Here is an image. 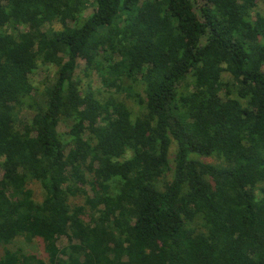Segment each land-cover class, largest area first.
<instances>
[{"label": "trees", "instance_id": "16d2710c", "mask_svg": "<svg viewBox=\"0 0 264 264\" xmlns=\"http://www.w3.org/2000/svg\"><path fill=\"white\" fill-rule=\"evenodd\" d=\"M0 248V264H264L257 0H0Z\"/></svg>", "mask_w": 264, "mask_h": 264}, {"label": "rangeland", "instance_id": "374dc122", "mask_svg": "<svg viewBox=\"0 0 264 264\" xmlns=\"http://www.w3.org/2000/svg\"><path fill=\"white\" fill-rule=\"evenodd\" d=\"M257 8L258 10L264 14V0H257ZM94 9V5L92 3L91 6H89V8L87 9V15H89L92 10ZM82 66H83V62L81 63ZM44 71V70H42ZM55 72V68L54 67H50L48 68V71H44V75L45 74H53ZM76 74L80 77V79L82 80V83L88 87V85H90L92 88H95V89H100L102 88V84H101V80L99 78V76L97 74H92V75H88V76H85L83 73H82V69L81 68H78L77 69V72ZM105 90V89H104ZM99 96L103 97V98H106L105 96L108 95L107 92L105 91H101V92H98ZM122 99H124L125 101H128V104L130 106V108L132 109V112L135 114V115H138L140 114L142 111L140 109V104L138 102V100H133L131 99L130 97H127V96H120ZM65 127L64 126H60V131H64ZM205 161L207 162H210V163H214V162H219V160L217 158H205ZM167 179H171V175H169L167 177ZM31 187L34 189V192H35V195L36 197L38 198V200H41L43 198V190L40 186V184L36 183V184H32ZM86 190L88 191V193L90 194L91 191H90V187L89 186H86ZM72 204H82L84 203V196H79V197H76V198H71V201H70ZM66 242V241H65ZM26 245V244H25ZM24 245V247H25ZM37 247V251L40 252V254L42 256H44L43 252H42V249H41V245L36 242L35 243ZM34 245V246H35ZM28 246V245H26ZM33 247V248H36ZM34 251V249L32 250ZM3 253V249L0 248V257Z\"/></svg>", "mask_w": 264, "mask_h": 264}]
</instances>
